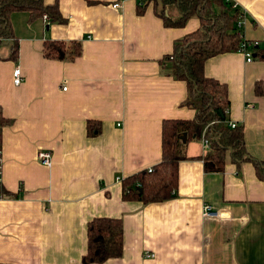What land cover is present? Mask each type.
<instances>
[{"label": "crops", "instance_id": "1", "mask_svg": "<svg viewBox=\"0 0 264 264\" xmlns=\"http://www.w3.org/2000/svg\"><path fill=\"white\" fill-rule=\"evenodd\" d=\"M222 1L238 11L242 39L260 41L250 62L226 51L204 65L226 84V120L240 127L249 158L228 155L222 171L210 170L208 149L192 139L172 197L150 203L124 200L121 181L160 162L164 120L195 117L184 105L186 82L164 58L200 18L166 26L159 14H181L164 0L141 13L138 0H43L57 3L60 21L10 15L15 57L14 40L0 41V108L9 120L0 181L10 192L0 198V263L82 264L87 224L105 216L121 219L122 253L91 264H264V180L253 165L264 162V95L254 91L264 80V0H219L215 9ZM47 41H77L81 53L47 57ZM88 122L99 126L95 134ZM42 150L49 166L38 159ZM204 204L221 216L204 218Z\"/></svg>", "mask_w": 264, "mask_h": 264}, {"label": "trees", "instance_id": "2", "mask_svg": "<svg viewBox=\"0 0 264 264\" xmlns=\"http://www.w3.org/2000/svg\"><path fill=\"white\" fill-rule=\"evenodd\" d=\"M138 1V13H141L151 0ZM164 1L175 4L181 14L179 19L173 21L160 12L166 26H181L192 15H197L201 21V27L175 42L172 54L164 58V61L170 63L172 76L186 82L188 95L184 105L195 110V117L191 120H164L160 162L150 170H140L121 181L124 200L144 203L172 197L177 186L178 163L187 159L186 144L192 139H200L202 134L209 141L204 156L208 169L222 171L228 155L235 160L249 158L244 150L240 127L231 128L226 120L230 105L226 84L204 73V65L209 58L226 51H237L240 46L243 39L237 32L238 11L231 13L223 1L220 9H215L219 0ZM17 11H25L32 18L46 14L51 21H60L56 2L46 5L43 0H0V41L8 38L14 40L11 57L17 53V40L13 35L10 15ZM258 48L255 47L254 51ZM80 53L81 45L77 41L68 44L47 41L44 46L45 56L51 58H74ZM254 91L257 95H264V80L256 82ZM8 122L0 108V147L2 127ZM87 128L88 134H95L99 126L88 122ZM253 165L258 177L264 180V162L253 161ZM5 195H10V192L0 181V198ZM86 236V252L81 258L82 264L102 263L121 255L123 230L120 218H92L87 224Z\"/></svg>", "mask_w": 264, "mask_h": 264}, {"label": "built area", "instance_id": "3", "mask_svg": "<svg viewBox=\"0 0 264 264\" xmlns=\"http://www.w3.org/2000/svg\"><path fill=\"white\" fill-rule=\"evenodd\" d=\"M114 7H118L119 4L116 3L113 5ZM43 19L45 22L48 21L49 17L46 14H43ZM241 21L237 22V25L240 26ZM264 43V36L261 40ZM260 41L258 40H252L248 41L243 39L240 46L238 47L237 51L241 52L244 54L245 59L247 62H250L254 55H255V47L259 46ZM22 82V75H21V70L17 67L13 71V83L17 86ZM229 126L231 128H234L237 126L235 122L229 121ZM202 143L204 146L208 149L209 148V141L208 139L202 134L201 137ZM38 159L40 160L41 164L49 166L51 164V154L48 151L42 150L38 152ZM1 166H2V152L0 148V175H1ZM150 170V169H149ZM202 216L204 218H209V217H219L221 216V213H219L217 210H214L211 205L209 204H204L202 208ZM147 257H153L154 254H146Z\"/></svg>", "mask_w": 264, "mask_h": 264}, {"label": "water", "instance_id": "4", "mask_svg": "<svg viewBox=\"0 0 264 264\" xmlns=\"http://www.w3.org/2000/svg\"><path fill=\"white\" fill-rule=\"evenodd\" d=\"M141 188H139V190H140Z\"/></svg>", "mask_w": 264, "mask_h": 264}]
</instances>
